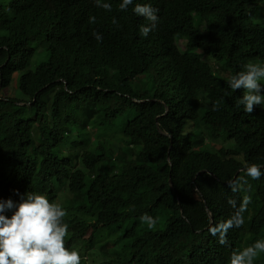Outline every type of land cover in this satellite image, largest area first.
<instances>
[{"label": "trees", "instance_id": "1", "mask_svg": "<svg viewBox=\"0 0 264 264\" xmlns=\"http://www.w3.org/2000/svg\"><path fill=\"white\" fill-rule=\"evenodd\" d=\"M3 1L0 200L18 203L29 192L57 203L69 190L71 199L60 204L67 213L65 247L82 240L90 248L104 231L118 233L109 244L121 243L123 264H230L233 252L264 237V104L247 113L239 103L244 89L228 84L246 64L264 65L258 5L133 0L122 11L123 0H101L109 11L95 0ZM136 4L158 9L146 37L140 27L150 22L134 12ZM179 39L192 50L181 52ZM42 50L44 59L29 68ZM206 57L229 70V78ZM12 81L27 100L5 93ZM130 109L136 114L121 126L117 159L111 139H90ZM196 125L200 130L192 131ZM205 136L237 147L211 148ZM250 164L260 166L259 179L246 175ZM244 197L251 202L243 224L220 244L210 228L229 219ZM144 214L156 219L153 228L141 221ZM260 261L264 252L254 264Z\"/></svg>", "mask_w": 264, "mask_h": 264}, {"label": "clouds", "instance_id": "2", "mask_svg": "<svg viewBox=\"0 0 264 264\" xmlns=\"http://www.w3.org/2000/svg\"><path fill=\"white\" fill-rule=\"evenodd\" d=\"M98 7L111 10V5L95 0ZM133 0H123L119 5L120 10H126ZM134 12L145 17L150 24L142 25L140 33L147 36L155 28L158 21V9L149 4H136ZM89 21L95 23V17ZM113 23L116 20L113 19ZM99 41V33H94ZM264 79V65L248 63L244 70L231 76L228 80L229 87L236 91L243 88L244 94L239 103L244 105L247 113H252L255 105L264 104V95L261 94L260 81ZM216 106L214 105V108ZM247 176L259 179L261 168L257 164L245 166ZM239 181L230 182L233 192L239 190ZM251 202L250 197H244L239 208L227 220L221 221L210 228L213 236H219V243H227V233L233 226L243 224V213ZM229 204L236 208V201L229 200ZM14 209V211H12ZM12 211L9 217L4 213ZM66 211L58 203L38 193H25L20 201L12 199L0 200V264H80L81 256L75 249L65 247V238L68 225L64 222ZM141 221L151 229L156 225V219L144 214ZM264 252V240H257L254 244L233 252L230 264H254L258 253Z\"/></svg>", "mask_w": 264, "mask_h": 264}, {"label": "rangeland", "instance_id": "3", "mask_svg": "<svg viewBox=\"0 0 264 264\" xmlns=\"http://www.w3.org/2000/svg\"><path fill=\"white\" fill-rule=\"evenodd\" d=\"M6 3V0L3 1V4ZM249 3L252 6H259V16H255L254 19L257 20H264V1L262 0H249ZM204 26H202V31L206 30V27L208 28V25L205 24V22H202ZM206 25V27H205ZM264 26V25H263ZM186 41L183 40H176V45L179 48L181 52H186L189 51V47L186 46ZM196 49V48H193ZM192 50V49H191ZM199 50V49H198ZM44 59V51L42 50L41 53H38L37 56H35L29 65V68H35L41 60ZM208 62L212 64V67L214 69H220L221 64L214 61L213 59L206 57ZM261 64V63H258ZM263 65V64H261ZM21 72V71H20ZM20 72H18L16 75H18ZM220 72L224 76V79L227 80L230 76V72L227 69H220ZM260 82L264 83V79H262ZM15 81H12L10 88L8 89L7 92H5L8 95H12L13 97H16L21 100H27L29 97L24 95L18 88L15 86ZM201 103H205L206 101L203 97H201ZM136 114V111L134 109H130L127 115L119 116L115 118L110 125H100L97 129V131L91 136V141L93 143H97L98 140L102 139H111L112 143L110 144L112 153L115 158L121 159V146H123L122 139L119 138V134L121 133V126L123 123L129 121L132 119V117ZM198 125L192 127V131H199L200 128L197 127ZM161 130V129H159ZM162 131V130H161ZM164 132V131H163ZM166 133V132H165ZM164 134V133H163ZM72 135V134H71ZM205 143H207L211 148H219V147H226V148H235L237 147V144L234 140H223V139H210L207 136H205ZM57 150H60L57 148ZM77 166H82L81 162H77ZM236 177V176H235ZM234 177V178H235ZM72 193L69 192V190H63L59 193V197L57 198L56 202L63 205L66 203L67 199H71ZM210 214V213H209ZM213 222V216L211 223ZM100 229V228H99ZM112 233V234H109ZM118 233H113L109 231H104L101 236L99 237L98 241L94 244V246L90 248H86V245L84 242L77 241L74 243H71L70 246L68 247L70 250L75 249L79 252L81 256V261L80 264H123L122 263V258L124 255V251L120 248L121 243H118L116 245H111L109 244L110 240L114 239ZM69 236L67 234L66 238L67 239ZM264 238V237H263ZM263 238H257L256 240H264ZM73 242V241H72ZM104 243H107L108 246L105 247L104 249L102 246ZM262 252L258 253L260 255ZM127 264V263H126ZM255 264H264V261L257 262Z\"/></svg>", "mask_w": 264, "mask_h": 264}, {"label": "water", "instance_id": "4", "mask_svg": "<svg viewBox=\"0 0 264 264\" xmlns=\"http://www.w3.org/2000/svg\"><path fill=\"white\" fill-rule=\"evenodd\" d=\"M160 132H161V133H164V134H167V133H165V132H163V131H161V130H160ZM210 217H211V220H212V215H211V214H210Z\"/></svg>", "mask_w": 264, "mask_h": 264}]
</instances>
